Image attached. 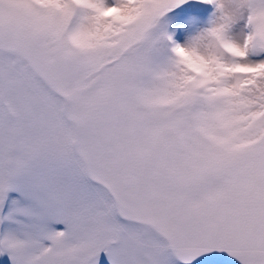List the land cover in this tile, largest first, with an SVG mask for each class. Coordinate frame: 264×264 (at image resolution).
Segmentation results:
<instances>
[{
	"label": "snow or ice",
	"instance_id": "obj_1",
	"mask_svg": "<svg viewBox=\"0 0 264 264\" xmlns=\"http://www.w3.org/2000/svg\"><path fill=\"white\" fill-rule=\"evenodd\" d=\"M0 264H264V0H0Z\"/></svg>",
	"mask_w": 264,
	"mask_h": 264
}]
</instances>
